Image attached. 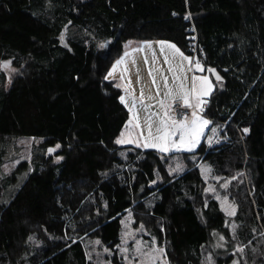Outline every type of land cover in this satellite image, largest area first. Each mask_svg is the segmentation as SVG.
<instances>
[{"label": "trees", "instance_id": "16d2710c", "mask_svg": "<svg viewBox=\"0 0 264 264\" xmlns=\"http://www.w3.org/2000/svg\"><path fill=\"white\" fill-rule=\"evenodd\" d=\"M188 13L199 60L222 77L205 107L228 122L218 144L119 145L130 116L106 75L130 40H168L191 56ZM18 138L40 144L21 177L0 174V264H95L97 241L124 264L129 212L169 264H204L214 231L229 253L219 264L237 253L264 264V0H0V167ZM203 163L226 183L232 219L206 191Z\"/></svg>", "mask_w": 264, "mask_h": 264}, {"label": "rangeland", "instance_id": "374dc122", "mask_svg": "<svg viewBox=\"0 0 264 264\" xmlns=\"http://www.w3.org/2000/svg\"><path fill=\"white\" fill-rule=\"evenodd\" d=\"M61 43L64 46H68V41L66 34H62L59 36ZM135 42L138 43L140 46L144 47V52L140 51V57L137 55V52H132L131 55H128L123 61L122 64L116 65V71L113 72L112 67L108 74L106 75L107 80H112L115 76L118 78L117 84H121L122 86H126L130 88L128 92L129 101H126L128 105L129 112H130V120L131 124L128 123L123 131L121 132L119 138L125 140H131V143H120L121 146H132L140 149H151L158 150L155 147H144L145 138L147 137V126L145 124V120L150 113H156V116H153V136L157 133L155 131L156 127L158 126L159 119L164 118V108H161L158 101L164 100L165 105L166 97L165 93L167 89L164 86V81L161 77V72L163 76L167 77L168 79V87L173 90V94L176 98L179 97V89L178 85L183 81L185 83L186 88L190 91L192 78L196 77H207L209 83L211 84V89L209 90L208 86L205 85L203 88V92L206 94L200 95V100L202 103L200 104V109H204L203 104L207 101V99L211 96L215 88L221 86V82L219 80H215L214 76L212 75L210 70H207L204 64L199 60H193V57L188 55V58L192 61L191 65L185 66L181 57L176 55L173 57V49L165 47L163 54L161 53L160 43L163 42L165 45L172 44L175 45L176 48L180 50L183 55H186L185 52L177 46L174 42L164 40V39H154V40H136ZM134 42V43H135ZM132 43V42H129ZM151 45V48L147 47V45ZM128 45V44H127ZM153 55H155L156 63L153 64ZM165 56L171 62L173 68H176L175 75L180 76L181 80L174 81L173 80V73L168 71L169 65L164 62ZM132 59L135 61V74L133 77L124 70L123 66H125V62L127 59ZM147 59V63L145 60ZM199 62L203 71H197L195 69V64ZM118 63V62H117ZM6 65V64H4ZM8 65V64H7ZM183 65V72L180 71L179 66ZM4 68V67H3ZM191 68V70H189ZM7 70L10 69V65L6 68ZM4 68V70L6 71ZM126 69V68H125ZM155 69H160L161 72L155 71ZM152 70L153 75L155 76L156 84L154 85L152 82V76L149 75V71ZM112 72V75L109 73ZM122 76V79H121ZM137 80V82H133V79ZM184 77L187 79L184 80ZM115 78V79H116ZM126 82V85H123V81ZM157 87L159 88V96H157ZM143 92V102L138 101L137 95H141ZM130 95V96H129ZM151 97V99H149ZM196 99L194 96L189 97L190 99ZM133 100L136 102V107L133 110L139 117V124L140 128H136L137 121L133 119V111H130L132 108ZM191 103V102H190ZM197 103V101L195 102ZM167 106V105H166ZM147 108V111L145 109ZM201 120H207L208 124L203 127V130L200 132L199 139L195 142L194 146L191 147L189 150V146L187 141L190 140V137L186 136L185 140L186 143L180 147L179 150L174 146L178 144L180 141V132H176L175 135L172 137V142L169 144L168 151L162 153H171L177 151H184V152H195L202 142L205 140L209 145L218 144V140L216 138L218 133V127L222 126L220 123H211V121L207 117L199 116ZM191 126V125H190ZM211 131V132H210ZM210 132V134H209ZM143 133V136H141ZM155 142V141H153ZM40 144L39 140L29 139V138H18L14 141H9L7 144L3 145L2 147V161L0 167V174L2 176H8V173L11 174L13 171H16L17 176L21 177L24 169L22 165L26 162H30L32 157L33 150ZM139 144V146H138ZM54 150V151H50ZM55 148L49 149V153L55 152ZM22 164V165H21ZM31 166V165H30ZM201 172L205 181L207 182L206 191L213 194L215 198L219 201V204L224 211V213L232 219L237 213V206L234 204L228 196L222 193L223 188L226 186V183L220 182V178L213 176L211 167L203 163L200 165ZM0 175V176H1ZM225 201L227 203H225ZM231 205V208L235 209L234 215H228V211L231 210L228 206ZM227 209V210H226ZM213 239L210 240L206 249H205V258L204 264H219L216 260L217 258L226 260L229 253L226 250L225 243L227 242L226 237L214 231ZM223 237V239H221ZM121 244L119 246L120 255L123 257L124 264H169L168 257L166 255V249L164 246H160L157 244L156 240L150 237L149 231L146 227L142 224H138L134 221L132 213H127L122 219V236H121ZM92 252H95V264H110L107 259H105V254L107 250L100 247L99 243L95 242L93 245ZM242 248V247H241ZM237 248V251L239 249ZM238 254V253H237ZM237 254L234 256V260L231 264H241Z\"/></svg>", "mask_w": 264, "mask_h": 264}, {"label": "snow or ice", "instance_id": "6c2138e0", "mask_svg": "<svg viewBox=\"0 0 264 264\" xmlns=\"http://www.w3.org/2000/svg\"><path fill=\"white\" fill-rule=\"evenodd\" d=\"M147 47L151 48V45L149 44V45H147ZM165 47L173 49V57H175L176 55H179L181 57V60H187L189 65H191L192 61L188 57H185L183 55V53H181L180 50L175 47V45H172V44L165 45L163 42H161L160 43V49H161L162 54H163ZM147 62L148 61L146 59L145 63H147ZM164 62L169 65L168 71L172 72L174 74L173 80L174 81L181 80L180 76L175 75L176 68L172 67L171 62L167 56H165ZM121 63H123V61H119L118 65ZM152 63L153 64L156 63L155 55H153ZM4 67L7 68L8 65L6 64V65H4ZM179 68H180V71L183 72V65H180ZM195 69L197 71H203V68L201 67L199 62H197L195 64ZM189 70H191V68H189ZM112 71L115 72L116 67H114ZM155 71L161 72L160 69H155ZM109 75H112V72H110ZM149 75L152 76V82L155 85L156 80H155V76L153 75L152 70L149 71ZM161 77L164 81V86L167 89V91L165 93L166 97L175 99V96L173 94V90L168 87V79H167V77L163 76L162 72H161ZM186 79L187 78L184 77V80H186ZM216 79L219 80L220 77L217 76ZM205 85L208 86L209 90L211 89V84L209 83L207 77H196V76H194L192 78L191 90L189 91L186 88L185 83L182 81L177 86L179 89V93H178L179 99L182 101L180 106L184 107V108L193 107V105L189 101V97L194 96V98L197 101L195 107L199 108L200 104L202 103V101L200 100V95L206 94L202 91ZM156 94H157V96H159V94H160L158 87H157V93ZM149 99H151V97H149ZM140 100H141V102H143V92H141ZM121 102L125 103L124 97H121ZM158 103H159L161 108L165 109L164 118L159 119L158 126L155 129L157 134L155 136H153V123H154L153 116H156L157 114L156 113H150L147 116V118L145 120V124L147 126V133L148 134H147V137L145 138L144 147H155V148H158V150L161 152H166V151H168L169 144L172 142V137L175 135L176 131L179 130L180 141L178 144H175L174 146L177 148V150H179L180 147H182L186 143L185 137L188 136V137H190V140L187 141V143L189 146V150H191V147H193L195 142L199 139L200 132L203 130V127L208 124V121L207 120H201L196 111H193L192 118H191L190 122L188 121V118L186 116L178 121L169 115V111L171 109V103H169L167 106L165 105L164 100H160V101H158ZM135 107H136V102H135V100H133L132 108L130 109V111H133L135 109ZM145 111H147V108L145 109ZM133 119L137 121V123L135 125L136 128H140L139 117L134 111H133ZM129 123L131 124V121ZM245 132H247V129H245ZM141 136H143V133H141ZM153 141H155V142H153ZM125 142L131 143L132 141L130 139L125 140L123 138L120 140H117L118 144L125 143ZM138 146H139V144H138ZM57 147H59V146H57ZM50 151H54V150H50ZM225 203H227V202L225 201ZM228 208L231 209L228 211V215H234L235 209L231 208V205H229ZM221 239H223V237ZM97 243H99V242L97 241ZM239 251H242V249H239Z\"/></svg>", "mask_w": 264, "mask_h": 264}, {"label": "built area", "instance_id": "2783aa9c", "mask_svg": "<svg viewBox=\"0 0 264 264\" xmlns=\"http://www.w3.org/2000/svg\"><path fill=\"white\" fill-rule=\"evenodd\" d=\"M186 18L190 20L191 22V26H190L191 34L189 38V48L191 51V56L193 57V60L195 61L199 59V55L201 53V47L198 42L197 30H196L194 23L192 22L193 19H192L191 14L188 13L186 15ZM170 103H171V109L169 111V115L178 121L184 118L185 116L188 118V120H190L192 118L193 111H196L199 116L207 117L211 121V123H220L223 126L228 124V122H218L215 119L208 117L205 112V108L203 110L200 108H196L193 102L191 103L193 107H190V108L181 107L180 105L182 101L179 99V97L173 99ZM209 104H210V101H207L205 104V107H207Z\"/></svg>", "mask_w": 264, "mask_h": 264}, {"label": "crops", "instance_id": "0c3cea01", "mask_svg": "<svg viewBox=\"0 0 264 264\" xmlns=\"http://www.w3.org/2000/svg\"><path fill=\"white\" fill-rule=\"evenodd\" d=\"M129 42H132V43H129ZM134 42H135V40H130V41H128L126 43L123 54L114 62V64L112 65V67H114V66L116 67V65L118 64L117 62L123 61L128 55H131L132 52L133 53L134 52H137V55L140 57V53L139 52L140 51H143L144 52V47L143 46H140L138 43H136V42L134 43ZM185 54L186 55H184V56L185 57H188L186 52H185ZM182 61H183L182 63H184L185 66H188L189 63H188L187 60H182ZM124 64H125V66H123V68L126 71V73H128V71H129V74L133 77V75L135 74V61H133L132 59L129 58V59H127V61ZM115 78H116V76L111 81H113L116 84V86H118L122 90L121 97H124V99L126 101H129V97H128L127 94L130 91V88L129 87H126V86H122L120 83L117 84L118 78H116V79ZM121 79H122V76H121ZM122 81L124 83L123 85H126V82H124V80H122ZM133 82H137V80L135 79V77L133 79ZM140 97H141V95H137L138 101H141L140 100ZM172 100H173L172 98H167L166 99V103H167L166 105H168ZM207 101H209V99H207ZM190 102L191 103L193 102L196 105V103H195L196 101H194V99L191 98L190 99ZM206 102H204V104H203V107L204 108H205ZM123 104L126 106V108L128 109V112H129V108H128V105L126 104V102L123 103ZM129 115H130V112H129ZM188 121L190 122L191 119L188 120Z\"/></svg>", "mask_w": 264, "mask_h": 264}, {"label": "water", "instance_id": "95a60500", "mask_svg": "<svg viewBox=\"0 0 264 264\" xmlns=\"http://www.w3.org/2000/svg\"><path fill=\"white\" fill-rule=\"evenodd\" d=\"M67 27L68 26H65L64 29H63V33L64 34H66V32H67ZM211 73L214 76L215 80H217L216 77L219 76L220 77L219 81H222V77H221V75L218 73V71L216 69H211ZM178 131L179 130H177L176 132H178Z\"/></svg>", "mask_w": 264, "mask_h": 264}]
</instances>
